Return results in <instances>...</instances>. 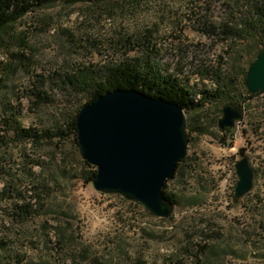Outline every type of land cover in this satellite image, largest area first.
I'll return each instance as SVG.
<instances>
[{
    "label": "rangeland",
    "instance_id": "obj_1",
    "mask_svg": "<svg viewBox=\"0 0 264 264\" xmlns=\"http://www.w3.org/2000/svg\"><path fill=\"white\" fill-rule=\"evenodd\" d=\"M256 1L56 0L1 32L0 264H264V91L249 96L247 84L264 29H245ZM153 49L194 105L190 158L168 181L180 198L169 218L98 190L72 126L94 95L73 73ZM221 87L229 98L206 99ZM229 101L245 116L227 132ZM26 129L33 135H19ZM242 149L255 180L236 202ZM26 199L37 203L30 216L18 214Z\"/></svg>",
    "mask_w": 264,
    "mask_h": 264
},
{
    "label": "water",
    "instance_id": "obj_2",
    "mask_svg": "<svg viewBox=\"0 0 264 264\" xmlns=\"http://www.w3.org/2000/svg\"><path fill=\"white\" fill-rule=\"evenodd\" d=\"M247 84L253 93L264 91V49L250 65ZM244 116L245 106L229 101L220 126L233 127ZM77 124L82 155L98 168L93 178L98 190L122 193L158 216L174 214L177 203L164 188L189 151L192 136L182 104L135 88H115L86 103ZM242 154L236 163V202L253 189L255 180L244 149Z\"/></svg>",
    "mask_w": 264,
    "mask_h": 264
},
{
    "label": "trees",
    "instance_id": "obj_3",
    "mask_svg": "<svg viewBox=\"0 0 264 264\" xmlns=\"http://www.w3.org/2000/svg\"><path fill=\"white\" fill-rule=\"evenodd\" d=\"M53 1L56 0H0V34L13 23L19 21L20 18L29 12L35 5L47 4ZM253 9V19L249 21L251 28L245 29L248 33L255 35L264 29V0L256 1L253 5ZM2 42L3 41H0V43ZM156 52L158 53V51L153 49L147 54H140L128 60L100 64L98 67L95 66L94 68L89 66L84 67L79 69L77 73H73L69 80L77 87L94 91L93 97L86 103L94 101L100 95L115 88H135L144 91L149 95L162 96L166 99L176 101L182 104L185 109L191 108L194 106L190 102L192 90L188 88L182 80L174 76L173 73L166 71L162 63L155 58V55H157ZM4 68V63L0 62V74H3ZM3 78L4 77L0 75V85L4 80ZM230 92V89L221 87L218 88L217 93L210 92L206 96V99H211L215 96L229 98ZM255 94L256 93H253L249 96H254ZM77 117L73 121L72 126L74 125L78 130ZM224 130L230 132L233 128L228 127ZM46 134V132H43L39 136L42 137ZM19 135L30 136L33 135V132L31 129H26L19 132ZM189 158L190 155L189 152H187L186 155L179 161L175 176L177 175L181 165L184 162H187ZM87 162L94 165L89 161ZM97 171L98 168L89 170V177L93 179ZM168 181L166 182L164 192L169 199L179 204V195L168 190ZM36 204L37 203H35L33 199H26L23 202H18V214H26L28 216L32 215L38 210ZM2 243H7V241L0 236V248H2ZM1 260L2 257L0 256V262Z\"/></svg>",
    "mask_w": 264,
    "mask_h": 264
},
{
    "label": "bare ground",
    "instance_id": "obj_4",
    "mask_svg": "<svg viewBox=\"0 0 264 264\" xmlns=\"http://www.w3.org/2000/svg\"><path fill=\"white\" fill-rule=\"evenodd\" d=\"M0 75H2V74H0Z\"/></svg>",
    "mask_w": 264,
    "mask_h": 264
}]
</instances>
